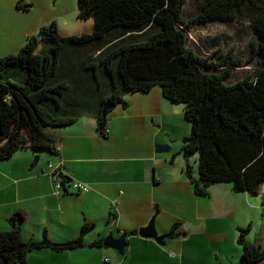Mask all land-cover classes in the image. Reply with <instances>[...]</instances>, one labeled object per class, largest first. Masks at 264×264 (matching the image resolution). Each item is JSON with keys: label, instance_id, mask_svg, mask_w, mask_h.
<instances>
[{"label": "trees", "instance_id": "1", "mask_svg": "<svg viewBox=\"0 0 264 264\" xmlns=\"http://www.w3.org/2000/svg\"><path fill=\"white\" fill-rule=\"evenodd\" d=\"M199 1L198 15L187 23L182 16L186 0H78V18H92V32L63 36L53 21L38 36L29 35L18 52L1 56L0 159L27 148L55 152L50 129L84 115L93 116L104 133L114 108L104 113L107 102L126 107L125 95L149 92L158 84L167 100L184 103L191 132L181 152L186 158L198 155V179L191 177L194 192L205 195L210 184L230 181L236 191L261 193L264 0ZM24 5L17 2L19 8ZM228 18L250 22L258 34L254 72L235 82L225 78L242 59L227 57L216 63L225 66L220 71L206 70L215 62L187 45L185 30L194 22ZM186 171L192 175L187 159ZM59 180L70 182L66 176ZM20 219L17 212L9 217L10 227L0 229V264H28V253L43 246H30L23 238ZM92 227L84 222L77 237L54 248L86 245L84 234ZM249 228L239 227L243 250L236 264H262L264 259V245L246 239Z\"/></svg>", "mask_w": 264, "mask_h": 264}, {"label": "crops", "instance_id": "2", "mask_svg": "<svg viewBox=\"0 0 264 264\" xmlns=\"http://www.w3.org/2000/svg\"><path fill=\"white\" fill-rule=\"evenodd\" d=\"M16 1L0 0L2 18L9 9H17ZM1 17L0 33H4ZM82 21L80 33L92 32L93 19ZM31 30L19 32L24 36L19 40L21 47ZM163 97H158L160 104L145 99V112L130 110L127 102L123 109L128 110L107 117L104 133L99 132L97 120L90 115L53 127L49 132L55 139V152L35 155L27 148L0 159V229L9 228V217L19 212L24 239L33 242L48 238L63 243L77 237L84 222L93 223L84 234L86 245L63 249L43 245L28 253V264H196L192 262L196 254L188 252L185 243L206 233L208 219L200 214L198 206L170 207L169 189L179 185L191 205L199 201L185 176L183 162L177 168H168L167 161L158 158V149L168 146L172 139L160 110L168 112L170 108ZM151 123L159 128L151 127ZM57 169V175L63 174L70 181L60 189L56 183L61 178L54 174ZM74 181L86 183L87 190L75 189L71 184ZM153 217L158 235L166 233L174 222L179 223L176 230L182 229L185 236L165 237L160 242L139 235L138 228L148 225ZM110 233L112 238L127 234L122 253L104 244ZM99 239L100 244L90 245ZM236 251L235 247L222 259L216 256L209 264H236Z\"/></svg>", "mask_w": 264, "mask_h": 264}, {"label": "rangeland", "instance_id": "3", "mask_svg": "<svg viewBox=\"0 0 264 264\" xmlns=\"http://www.w3.org/2000/svg\"><path fill=\"white\" fill-rule=\"evenodd\" d=\"M22 1L25 7L9 9L3 18L0 15L1 26L3 25L4 29V33H0V57L20 50L19 40L24 37L22 33H19L21 29L32 28L24 38V42L29 35L38 36L40 28L51 25L53 21H56L60 34L66 35L65 33H70V31L76 35L82 34L79 31V28L83 26V21L78 18V0ZM199 9V0H186L182 16L187 23L198 15ZM191 25V27L185 28L187 45L199 55L209 57L215 62L211 67H205L206 70L224 68V65L216 63L227 57H238L242 59V62L237 66H231L230 74L225 78L227 82H235L254 72L257 57L253 55V47L258 41V34L250 22L228 18L207 23L194 22ZM84 32L88 31L83 30ZM10 76H14V74H10ZM159 96L163 97L161 86L157 84L149 92L129 93L124 98L129 103L130 110L145 112L147 107L143 101L148 98L158 102ZM169 102L168 112L164 111V108L160 110L164 112V127L172 134V139L168 144L169 150H158V158L167 161L168 168L172 166L177 168L183 162L186 169V159L189 161L192 166V175L189 176L187 171L184 173L193 194L198 196L196 199L199 201L198 205H191L186 194L182 191V186L179 185L169 189L170 207L180 209L184 206H198L201 207L200 214L208 219L206 233L198 238L192 237L185 243L186 249L188 252L196 254L192 261L196 264H209L216 256H220L222 259L228 251L231 253L235 247L237 248L236 253L238 252L237 260H240L243 247L237 241L239 227L246 228L250 225L246 239L264 245V193L255 195L244 191L239 192L234 190L232 182L220 181L210 184L207 187V194L197 195L194 192L192 178L198 179V155L195 153L186 158L181 152L183 138L191 132V124L185 119L184 103ZM123 110H128V108L123 109L121 104L115 106L109 112L108 119L111 115L113 117ZM149 120L151 121V119ZM150 125L159 128L158 124L151 123ZM262 186L261 190L263 191L264 184ZM166 187L163 189L165 190ZM155 224H158V218ZM175 224L171 223L172 227L170 225L171 228L169 227L170 229L166 231L169 235L172 234V236L166 237L167 240L185 236L182 229L176 230L179 228V224L174 228ZM133 262L129 261V264H133ZM261 263L264 264V259ZM125 264L127 263L125 262Z\"/></svg>", "mask_w": 264, "mask_h": 264}, {"label": "water", "instance_id": "4", "mask_svg": "<svg viewBox=\"0 0 264 264\" xmlns=\"http://www.w3.org/2000/svg\"><path fill=\"white\" fill-rule=\"evenodd\" d=\"M113 107H115L113 103L107 102L105 104V106H104L103 112L105 113V111L107 109H110V108H113ZM158 150H162V151L163 150H169V146H167V145L162 146ZM58 177L62 179V178H64V175L63 174H59ZM154 220L155 219L153 217L150 220V222L148 223V225L138 228V230H137L138 234L141 235V236H144V237H153V238H155L156 240H158L160 242L163 241V238H165L167 236H172V234L169 235V233L158 235L157 232L154 229ZM126 237H127V234L123 233L118 238H112V234L110 233V235L108 237H106V239L104 240V244L107 245V246L117 247L120 250V252L122 253L123 252V246L126 244ZM36 244L52 246V247H57V246L61 245V243H57V242L51 241L48 238H43L40 241H33V242L30 243V246H34Z\"/></svg>", "mask_w": 264, "mask_h": 264}, {"label": "built area", "instance_id": "5", "mask_svg": "<svg viewBox=\"0 0 264 264\" xmlns=\"http://www.w3.org/2000/svg\"><path fill=\"white\" fill-rule=\"evenodd\" d=\"M50 166H51V163H50ZM60 172V169L58 170H54V174L57 175L58 173ZM58 176V175H57ZM72 186L75 188V189H79V190H87L88 188V185L86 183H83V182H72L71 183ZM56 186L58 189H60L62 187V184L60 182V180L58 179L57 183H56Z\"/></svg>", "mask_w": 264, "mask_h": 264}]
</instances>
